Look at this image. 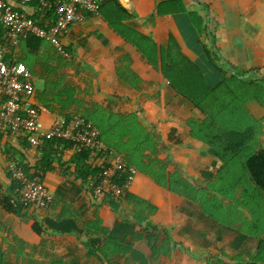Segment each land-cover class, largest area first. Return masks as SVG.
Masks as SVG:
<instances>
[{
	"label": "crops",
	"instance_id": "crops-1",
	"mask_svg": "<svg viewBox=\"0 0 264 264\" xmlns=\"http://www.w3.org/2000/svg\"><path fill=\"white\" fill-rule=\"evenodd\" d=\"M115 1L130 17L120 23L113 7L106 5L110 9L104 6V11L130 40L110 27L105 17L92 15L62 35L69 58L56 53L48 41L43 42L44 50L49 51L41 57L47 62V70L34 75L35 88L42 92L47 83L46 99L55 95L59 99L51 106L54 111L40 102L42 122L47 128L61 125L65 119L60 112L69 109L74 96L106 146L134 159L137 165L147 164L158 155L161 168L175 174L177 180L183 178L180 189L191 188L188 193H171L147 170H138L129 190L131 202L120 207L119 219L159 228L161 252L156 260L149 256L150 264H181L179 253L196 254L195 264H264L254 260L256 252H264V218L248 214L252 227L246 228L249 220L244 215L234 227L215 229V222L201 215L203 207L189 196H195L199 187L208 186L207 180L212 177L202 175L222 163L209 143L216 141L224 147L223 165L231 157L241 156L225 145L226 137L246 153L264 148V0H179L180 4L173 0L176 9L184 4L186 10L168 17H159L156 12L160 4L171 0ZM193 13L202 16L207 30L214 33L223 56L222 71L205 54L203 36L191 18ZM169 35L201 71L205 85L200 92L204 95L201 107L205 113L177 97L168 80L133 45L157 60L159 47L167 45ZM6 46L7 53L14 51L13 57H18L19 45ZM236 132L242 134L236 137ZM37 150L26 149L15 138L0 134L1 193L12 188L9 164L20 161L30 168L40 167L42 154ZM61 155V161L56 159L52 169L42 173L54 198L51 207L13 215L0 210V264H110L87 247L84 234L58 233L45 227L62 213L72 215L79 225L93 221L105 228L116 225V213L110 204L94 197L78 177L71 162L75 151L63 150ZM197 176L203 180L200 184L194 180ZM228 202L242 207L239 201ZM36 222L40 233L32 229ZM212 232L219 241L198 240ZM142 245L139 242L136 248ZM117 263L124 261L111 264Z\"/></svg>",
	"mask_w": 264,
	"mask_h": 264
},
{
	"label": "trees",
	"instance_id": "trees-1",
	"mask_svg": "<svg viewBox=\"0 0 264 264\" xmlns=\"http://www.w3.org/2000/svg\"><path fill=\"white\" fill-rule=\"evenodd\" d=\"M176 2L178 4L181 3L179 0ZM175 4V1L160 4L156 12L157 16L168 17L170 15L185 12L186 9L183 3V8L181 9H176ZM106 5H110L115 9V16H118L120 23H123L126 18L130 17V14L115 0H103L100 7L101 16L105 17L110 27H112L124 39L130 40L129 37H127L122 30L117 27L112 18L106 15L104 11V6ZM108 9H110V7H107V10ZM191 18L198 32L203 36L201 43L210 63L218 71H222V67H220V59L223 56L218 51L217 45L215 44L214 33L212 30H207L204 18L199 14L193 13L191 14ZM35 19L40 20L41 18L37 15ZM46 41L47 40L45 39L33 36L22 38L19 42L20 51L18 53V57H13L14 51H9L5 55V60L11 63H24L31 70L33 78L34 75L38 76L39 74H43L41 71L47 70V62L43 61L41 57L49 52L48 50H44L43 42ZM133 45L143 52V55L148 59L149 63L154 66L155 69L160 71L163 77L168 80L170 90H174L177 97H183L186 101L193 103L200 112L205 113L201 107V103L204 99L202 98L204 95L200 93L202 90L201 87L204 85V79L201 71L195 63H193L181 52V49L173 35H169L168 43L165 47H159V56L157 60L152 59L147 52L140 48L139 45L135 43H133ZM54 50L58 53L55 48ZM39 53L42 54L39 55ZM41 78L44 79L43 76H41ZM47 89V83H45L44 90L42 92L35 91V94L30 101L37 109L41 108V102L48 106L50 111H54L51 109V106L53 102H57L59 96L55 95L51 98V100H47L46 97L48 96V93L45 92ZM68 107L69 109H62L60 112L63 114L65 122L71 120L72 118L84 117L93 123L92 119L81 110L80 105L75 100L74 96ZM240 134H242V132H236L234 136L239 137ZM224 141L225 145L229 144L228 146H230L235 153L241 155V152H243L241 151L243 149L242 146L240 147L235 145L233 141L228 139V137H226ZM19 142L24 148H29V143L26 138H22ZM209 145L215 150L217 159H220L223 165L224 147L221 148L219 142L216 141L209 143ZM108 149L113 150L110 146ZM63 150L75 151V156L71 159V162L75 164L76 173L84 184L91 181L94 182L100 173L107 170L111 165L109 153L103 154L96 159H91L88 151H82L76 144L64 140H53L43 143V145L37 150L42 154L41 165L39 168L24 166L20 161L15 162V164L22 166L25 174L29 178H34L42 175V173L44 174L47 170L52 169L53 163L56 159L61 161V151ZM249 153L250 155L247 158H243L242 155L239 156L242 157L240 163L247 174L250 183L259 194L264 196V148L254 151L250 150ZM120 155L124 158L129 167H134L137 172L138 170H147L148 172L146 173L151 176L157 184L166 187L171 193L176 192L184 194L188 193L191 189L190 187L185 186V188L180 189V186L183 185L181 182H184L183 178L180 177L177 180L175 178V174H168L164 166L161 168L162 164L158 155H154L153 159H149L147 164L145 163L141 165H137L132 158L125 157L122 154ZM236 157L238 156L236 155L235 158ZM126 174V171L119 173V175L113 179V182L121 186L124 185ZM10 179H12V188L9 191L1 193L2 188H0V210L6 214L13 215L18 213L20 214L21 212L27 213L31 210V208L46 210L54 203L53 198L52 202L46 203L43 206L39 203L15 205L13 202H16L20 196L18 191V189H20V185L12 178L11 175ZM189 196L190 200L194 202L197 201V198L194 195L189 194ZM99 199L109 203L114 213H116V225L113 228L101 227L96 223V221L86 222L83 225H79L78 221L73 219V216L69 213H62L61 217L56 220H51V222L45 225V227L58 233H76L78 235L84 234V239L87 240V247L101 254L110 264L116 263V260L117 262L118 260H123L124 264H150L148 260L149 256L156 260L161 252V249L158 247V241L160 238L159 228L152 225L144 227L139 223H133L127 220L122 221L119 219L120 207L129 201L131 202L132 197L129 192L124 197H115L111 194H105ZM136 202L138 201L136 200ZM141 202L142 201L138 203L141 204ZM142 205L144 206L143 203ZM39 228L40 225L36 222L32 229L33 231L40 233ZM139 242L143 243L140 249L136 248V244ZM167 250L168 249L163 250L166 255L169 253ZM244 264L260 263L257 261H251Z\"/></svg>",
	"mask_w": 264,
	"mask_h": 264
},
{
	"label": "built area",
	"instance_id": "built-area-1",
	"mask_svg": "<svg viewBox=\"0 0 264 264\" xmlns=\"http://www.w3.org/2000/svg\"><path fill=\"white\" fill-rule=\"evenodd\" d=\"M102 3L103 0H0V134L18 142L26 138L31 150L39 149L46 141L64 140L88 151L91 159L109 153L111 165L94 182H88L86 188L96 198L105 194L124 197L137 170L129 167L121 155L109 150L100 139L97 127L84 117L47 128L41 120L44 110L35 108L30 101L36 91L31 70L24 63L5 60L6 45L18 46L22 38L29 36L47 40L63 57L69 58L61 36L73 24L82 23L92 15L100 16ZM37 15L40 20L35 19ZM125 171L124 185L114 183L113 179ZM9 172L20 185L15 205L39 203L43 206L52 202L53 195L42 175L29 178L24 168L14 162L9 164Z\"/></svg>",
	"mask_w": 264,
	"mask_h": 264
},
{
	"label": "rangeland",
	"instance_id": "rangeland-1",
	"mask_svg": "<svg viewBox=\"0 0 264 264\" xmlns=\"http://www.w3.org/2000/svg\"><path fill=\"white\" fill-rule=\"evenodd\" d=\"M245 97L246 96H242L244 100ZM261 127L264 128V124H261ZM241 155L243 158H247L250 153L249 151L247 153L246 151H243L241 152ZM241 158L242 157L239 156L236 158L231 157L230 161H228L226 165H222V163H220L218 169L211 168L210 170H207V172H205L202 176L210 175L213 180H207L209 181L208 186L205 188L199 187V189L196 191L195 196H198L196 202L199 203L197 206H202L203 208H201V210H204L199 212L201 215H205L215 222V229H222V231H224L230 226L234 227L235 221L238 222L240 221L241 217L245 216L249 220L245 224L246 228L252 227L254 226V223L251 221V218L248 214H250L251 217H254L255 214H258L261 219L264 218V196L259 194L254 186L250 183L249 178L240 163ZM180 175L183 176L182 173H180ZM198 179V176L196 179L194 178V180ZM201 182H203V180L197 181L198 184ZM228 200L234 201L235 203H237V201L241 202L243 208H236L237 205L234 206L229 204ZM229 209H232L233 212H229ZM238 230L242 233L246 232L245 229L238 228ZM254 235L256 236V234L251 236ZM212 236L213 232L204 237L199 236L198 240L203 241L208 239L211 241V239H214V242L219 241V237L216 238V236H213V238H211ZM256 255L257 257L255 256L254 260H260L264 262V252H256ZM178 256H182L181 258L183 263L181 264H195L193 260L195 259L196 254L194 253L192 255L189 253L188 255H186V253H179ZM184 260H187V262ZM201 264L208 263L205 262Z\"/></svg>",
	"mask_w": 264,
	"mask_h": 264
}]
</instances>
